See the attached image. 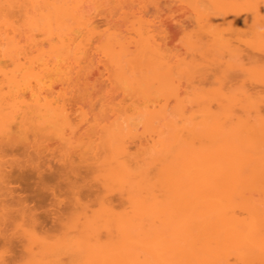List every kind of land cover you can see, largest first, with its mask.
Segmentation results:
<instances>
[{"label":"rangeland","instance_id":"374dc122","mask_svg":"<svg viewBox=\"0 0 264 264\" xmlns=\"http://www.w3.org/2000/svg\"><path fill=\"white\" fill-rule=\"evenodd\" d=\"M50 1L61 2L62 0H50ZM74 1L79 4L80 10L83 15L84 23L83 25H81V27L79 28L77 27V29L76 26L73 25V27L75 26L74 31H72L73 30L72 29L69 32V33L72 32L71 34L74 36L73 37L72 35H68L73 37L72 43L70 45L72 46L73 49L66 56L58 55L56 54V52L55 53L51 52L52 50L51 44H56V42H58L59 40L57 38L58 36L56 35V33L54 34L56 37L52 35L54 37L51 36L52 39L50 38L49 40V36L47 37L45 33H43L44 32L43 30L42 31H40V29L35 31L32 30L31 34H33L34 41H36V42L32 41V43H34L33 46L31 44H28V42L31 43L30 41H28V38L25 39L26 37L25 33L27 32L26 27L25 29H20L21 31L18 30L22 34L18 33L17 29L20 28V26L23 27L20 21L24 22L25 20H28L30 16L29 14L35 13V15L37 14L36 16L40 15L41 11H39L40 10L39 6L36 5L34 7V10H32L30 6H27V8H30L31 10H28L29 13H26L27 15H24L25 17L22 14V12L24 11L20 10V7L18 6L17 7L19 8V10L15 6L12 7L14 9H9L8 12L12 10L11 13L6 12L8 8L2 9L4 10V12L2 11L0 12V14L4 13V20L5 17L7 16L6 18L9 20V23H11V25L10 24L7 25L9 27L7 28L5 24L0 22L2 24L0 25V28L2 26L5 32L9 34L8 37L12 35L11 37L14 36L13 38H15V41L19 40L18 41L19 46H23L24 50L20 49V51H17L18 54H20L18 55V57H19V62L21 64L20 65L21 67H17L14 64V62L9 59L8 55L6 56L1 53L2 49L6 50L7 48L6 46L7 43L5 45V41H3L4 42L3 43L1 40L2 43L0 44V81H1L0 83H2V88L0 89V94L6 93L7 95H9V91H11V93H14L12 95L11 94L9 95L10 96L9 99L8 97H6L7 95L6 96L4 95L7 99V100L4 99L5 102L8 101L6 103H8L9 107L12 106V108H23L27 103H31L36 98L39 99L40 102L48 101L52 103L53 106L63 105L66 107V110L68 112L67 114L68 120L66 122L67 124L65 122L64 125H62V123H58V125L57 124L54 125V123H52L53 125L51 124L50 126L48 124L47 119L50 120L51 116H49V118L45 116V119L43 116L40 117L35 116L33 119L36 123L38 118L40 119L43 118V121H45L46 123L44 124L47 127L49 125V127L47 128L44 127V125L40 124L42 120H40V123H38L37 121V124L39 125L35 124V126L37 125L39 127L40 125H42L43 129L44 128L45 129L38 130L39 128H42V126L39 128L36 126L37 129L34 132L37 135V137L40 135L41 138H39L40 137L39 136L37 139L36 135L35 138H32L31 136L30 138H32L31 139L32 144L36 148L43 150L44 153L47 154V156H50V161L52 163H54L56 159H60V160L64 158L67 159L69 157L68 153L70 152L73 153V150L75 149L77 151H79L80 149L87 150L86 155L89 157L92 154H95L92 152L93 151L95 152V150L97 149L96 151L99 150L98 151L99 154L101 153L100 157L104 156L101 158L102 160L100 159L99 156H97L98 160H100L99 162L106 161L105 163L103 162L102 163L106 164L104 166L105 168L106 166L108 168V166L110 165L113 166L115 165V163L117 164L115 160H117L118 158L119 159L122 158L120 156L124 157V155H122L121 153L122 152L124 153L126 151L127 152L126 161L128 165L127 167L129 170L131 169L130 171L126 169L128 173L126 171H123L122 169L121 170L122 172L120 171L121 175L118 174L119 175L118 176L116 174L119 177L118 178L115 175L116 167L115 168L111 167L112 174L108 176V178L106 177V175L104 176L103 174V172H105L106 170L105 168H104L105 170L98 169V171L96 170V172H94V176H97L100 179L102 178L101 180L99 179L98 181L100 182V184H102V190L103 192H105L104 197L106 196V194H108L107 196L111 197V195H113L112 198H116L114 197V194L115 193L119 194V197H122L119 200V202L121 201L122 204L121 202L119 203L118 201H116L114 205V209L117 212L115 211L113 212V214L108 212L106 213L105 209H103L105 202L102 201V199L99 200V203H96V201L93 202L96 199L95 198L92 201L93 205L90 203V206L87 209V215H88L87 218H89L92 215L93 217L92 216L91 217L94 218L93 220L92 219L90 220L91 217L88 220L86 218L83 219V222L86 223L85 225V223L81 222L82 220H79L82 219L83 216L81 217L79 214L75 212L73 214L72 211L73 215L77 214V216L75 215L76 217L75 216L73 217L71 213L69 214L70 216H72L69 217L70 219L65 218L66 217L65 216L62 221H64L63 223L66 222V225L64 224V226L62 227L63 224H61L60 228H58L59 227L58 226L57 227L58 229L56 228V230L55 229L52 230V232L54 231L56 232L54 236H52L51 235L52 232H50L48 237L45 240L42 241L40 240V242L37 238L35 239L36 234L37 237H39L38 235L42 234L38 228L36 234L34 233L31 234L30 232H34V231H32V227H30L28 223L27 224L26 222L24 223L23 222L24 220L21 219L19 216H15V217L12 216L14 218H11V221L10 219L7 222L4 220L5 225H3L4 222L3 224L2 222L0 223L1 225L0 232H3L2 230H4L5 232L7 229L5 233L10 234L14 239V244H15L13 249L14 254L12 256V254L8 253L7 245L3 243V241H1L0 239V261H1L0 264H33V263L46 264L48 259L49 261L47 262V264H51L50 263L51 261H55V263H57L56 262L57 259L60 260V261L58 260L60 262L59 264H86L90 259L87 260L85 257L90 258L91 254L94 255L95 252L98 251L104 252L106 254L105 255L106 259L108 257L110 258V260H112V262H114L117 259L116 256L117 254L120 253L121 255L120 254L119 255L120 257L122 256V258L119 257L120 258V259L118 258L119 262H115L116 264L124 263V261L122 262V259L126 258L128 253H130L132 259H137V256L134 254V252L135 253L137 252V255H140L141 253L140 257L142 258L139 257L140 260L141 259L144 260L146 258L144 262L147 264H158L157 258L159 259L160 256H161L160 259L162 260L159 263L166 264L167 262L168 264V262L171 261L169 263L177 264L179 263V261L181 263V259H182L181 264H184L185 261L188 260L187 257L185 258L184 256L183 257L181 256L180 260H176L179 258V256L176 253L174 254V251H172L171 254H167L166 252L170 253L171 251L167 248H164L163 245L162 246L160 244L156 245L160 249L154 248L156 247L154 245L155 244L154 242H156V240L155 241L154 239L152 240L153 233L151 234L150 231L151 232H153L154 230H158V232L160 230L164 231L163 227L164 228L169 227V226L168 227L164 226L163 222H162L163 224H161V221L159 220L158 217L160 215V218L162 220L164 216H162L160 213L159 214H154L155 212L150 213L151 217L150 216L147 217L146 216L147 214L146 215L143 214L147 218L146 217L143 218L144 216H139V217L136 216L134 218V221H132V223L134 222L136 226L139 221L141 220L146 221V222L142 221V223L141 222L139 223H141V225H143L142 227H144L141 228L143 232L145 231L147 232V230L153 228V231L151 229L148 231L151 234V236L147 232L149 236L147 237V239L144 238L145 240L143 247H142L143 245L142 243L138 245V248L140 247L139 249H137L136 246H135L136 249L134 247L132 248L131 246L132 243L131 242L127 243V241H124L123 243L126 245V247L129 244L128 246H130L129 247L130 252H128L129 250H127L126 248L125 249L123 248V245L120 244V242L122 243L121 241L122 234L120 233L121 231H124V229L125 231L128 230L130 218L127 216V212L130 211L131 214L130 207L132 205L130 203L128 196L132 193L133 194L135 193L134 195L132 194V197L137 195V198H139L138 196H140V198L143 196L144 198V196L147 195L148 189H150L149 186L151 187V183L148 182L152 181L151 177L155 174V172L158 171L159 167L165 164L163 160L165 158L163 157L164 151L162 150V146L161 147H157V146H159V144L162 145L161 142L164 143L162 140L165 141L169 139L168 136H170L171 133L174 134L173 128H175V130L181 131V133L183 130L182 133L183 137H186V140L187 139L190 140L189 138L190 134H188L190 131L186 132V129L189 128L188 130H190L193 127V125H195L198 128L200 137L198 136V138H196L195 141L193 142L198 144L197 146H200L202 148L205 147L208 148L213 145L216 146L217 143L221 142L219 140H216L218 136L215 137V140L217 142L214 140V138H212V136L211 137L206 136L208 134V133L206 134V132L208 131L207 127L213 128V126L211 127L209 125L211 124V121L216 122V120L218 119V121L220 120L219 126L220 124L224 123L223 124L224 127L225 126L226 127L234 126L235 128L237 127L236 129H234V131H232L231 135L229 136L231 137L234 135L232 137L233 142H240L243 140L240 138L243 137L245 134L247 135L244 127L245 124L242 126H237L238 124H240L241 120H243L242 122L246 120L247 121L246 124H250V125H256L257 124L256 122L264 125V28H262L264 27V22L261 21L262 23L261 24L259 21L258 23L257 22L255 24L253 23V25L249 22H245L244 24L245 20L243 19L244 17H247L246 15L250 13L249 11V13L246 14L248 9L254 11L253 8L256 9V7L258 6L256 10L260 12L261 10L259 8L264 7V0H256V1L249 0L251 3L248 0H243V1L236 0V2L240 6L241 14L244 12L243 10L246 11L242 15H240L239 12L236 13L239 7L236 8L235 12L233 11V7H231V4H234L235 2L231 0L228 1H231L232 3L229 2L226 3L227 0L225 1L221 0V2L224 3L222 5L225 6H222L220 4L221 2H218L219 3L218 5L216 2L217 0H68V2H74ZM245 1L248 2L243 5H240V3H244ZM18 2L20 3L21 0ZM18 2L16 4H18ZM22 2L24 4H27L28 1L22 0ZM215 2L217 6L219 7L222 6V8L216 7ZM252 3H254L253 5L257 3V5L253 7ZM36 4H38V2ZM247 4L250 6V8L247 7L248 6ZM251 6L253 7L252 9ZM224 8H225V12H224ZM219 10H221V12ZM253 11H251V13H253ZM258 11H254V14L255 12L257 13ZM231 12L233 13V15H231L232 14ZM6 13H8V15H6ZM35 15L33 14L34 17ZM226 15L227 17H224ZM26 16H28L27 19H25ZM218 16L221 18H218ZM39 17L41 18V16ZM40 18L38 19L37 17L39 21L42 20ZM236 18L238 20H236ZM13 22L18 25L19 23L21 24L19 25V27L18 25H16L18 27L17 28L16 26H14ZM139 22L140 23L143 22L142 23L143 25L145 23L146 24L145 27L148 33H150V35H153V38L156 41V43L158 41L157 43L158 45L159 43L161 44L160 48L163 52V55L166 54L165 58L166 59L168 58L167 60L169 61L167 62V60H165V65L167 64L168 66L167 76L168 78L171 79L172 82L170 83V79L166 80L167 82L164 79V81H162V83L164 84L159 83L161 85V89H160V86L156 81L158 86L156 87L154 86V88H156L154 89L155 91L152 89V87H148L146 89L148 85L143 84L141 88L140 86L138 88L134 86L135 85L134 84L132 86L136 88L135 91L138 88V93L136 92L135 94L132 91L133 88H130L132 86L129 87V84L127 83L129 80H130L129 82H131L132 80L131 75L133 77L134 74L132 72H129L130 70L127 71L126 69L128 68L124 70V72L127 71L125 72L126 75L123 71H122L124 73L123 75L122 72L121 74H119L120 72L117 71L118 69V67H116L117 65L113 66L114 62H112L113 64L111 63L112 59L110 56H107L105 51L107 49L106 45L110 44L109 42L111 41V39L113 38L115 39L116 37L115 39L116 47H114L113 45L114 42L113 44L112 43L110 44L111 46L114 47V49L119 50L117 48H120L119 46L121 44L124 45V42L126 41L125 45L127 44L126 46L127 50L129 52H133L135 50L134 49L135 46L133 45L134 44L136 45V41L139 38L137 32V27L140 25ZM248 23L249 25H247ZM237 24H239L238 25L239 27H237ZM254 25H257V27ZM242 26L243 27L246 26V27L243 28ZM15 27L16 29H14ZM250 27L252 29H250ZM12 30H14L15 32ZM259 30L261 32H259ZM26 34H28V32ZM67 34L64 35L67 36ZM111 35H115V37H111ZM66 36H64L65 39H68V37ZM109 38L110 41L108 42ZM117 42L119 44L118 47H117ZM21 51H23L25 54L23 52L21 54L20 53ZM29 55L30 57H28ZM246 55L256 56V59L254 61L252 60L253 62H250L251 58L249 59ZM176 64L178 65V68H175ZM172 65H174V68ZM177 69L180 70L177 71ZM24 71L25 73L26 72L29 73L26 75ZM117 72H119L118 74L120 75L119 77L121 78V81L118 80L119 77ZM4 73L6 74V76H12V75L17 76L16 78L21 79L22 81L23 79H25L24 82L29 81L31 87H33L32 90L31 91L24 90V91H20V93L19 92L15 93L13 89L10 90L11 87L6 86L8 84L6 78H5L6 83H4ZM24 74L26 75L25 78H24ZM173 74L174 76H177L179 74L178 75L179 77L175 78L174 76H172ZM121 75L124 77H122ZM173 77L175 78V80H173L174 79ZM133 78L136 79L135 77ZM21 80L18 81L21 82ZM136 80H132V82ZM154 81L155 80H153V82ZM156 82L154 83L155 85ZM149 88L150 90L152 89L151 91H153L152 92L153 97H156V99L150 98V96L148 95L149 94L148 91H150L148 90ZM140 89L141 91H139ZM151 91H150V95H152ZM223 92L229 95L226 97L227 94L225 95ZM218 93L221 94V96H219ZM231 93L234 95H232ZM232 96L235 98L231 99ZM227 99L229 102H226ZM234 99L235 101H233ZM144 100H146L145 103H143ZM154 100H155V104H154ZM6 103H4L5 107L7 106ZM146 106L149 109H147ZM143 108H146L145 110H149V113H147L148 115L140 111V109H142L144 112L145 110ZM154 109L156 110L153 111ZM257 110H258V114L256 115L255 111L257 112ZM161 112L164 113L165 115L149 116V114L154 115ZM237 118H239V120ZM51 122L53 121L51 120ZM213 124L214 123H212V125ZM216 124L217 123H215L214 126H216ZM198 125L200 128L198 127ZM168 126L170 127V129ZM184 126L186 127V129L184 128ZM176 127H180V128L177 129ZM201 127L204 128L202 129L203 131L201 130ZM205 128L206 131L204 133ZM201 133L202 135L205 134V136L204 135L201 136ZM164 135L167 136V139L165 138L166 136ZM214 136L215 135H213V137ZM2 137L3 136L0 135V145H1L0 148L3 147L4 149V142L2 141L4 137L3 138ZM163 137L165 139H163ZM210 138H212L213 141L212 139L210 140ZM247 138L248 140H250L252 139V136L248 137L247 135ZM33 140L35 142H33ZM158 140H160L161 142H159L156 145L157 147L156 150L154 149L155 147L154 145L155 143L158 142ZM214 141L216 144H214ZM166 142L168 143V140ZM245 146H248L247 142L244 143L243 149L248 148ZM48 150H50L51 152ZM116 150H118L120 156ZM47 151L50 152V154ZM115 151L116 154L118 153L117 155H115ZM8 152H5V154ZM66 155L68 156L66 157ZM117 156L119 157L117 158ZM154 156L155 157L158 156L157 158H160L161 160L156 158L158 160L157 163V160L153 158ZM8 160H9L8 156L4 155V165H8L7 164ZM112 161H115V163H113ZM151 161L154 163V166L153 165L150 166V163L153 164ZM100 166L103 167L101 164ZM137 168H139L140 170H138ZM134 169L137 170V172H135ZM100 170H103V172ZM117 170L120 169L117 168ZM123 172L128 174V176H126L125 173L123 174ZM131 172L132 174L135 173L138 174L139 176H136L135 174L131 175ZM144 177L146 178V180L144 179ZM148 177L149 179L150 178L151 179L147 182ZM118 180H121V182H118ZM142 181H146V182H142ZM144 183H146V185ZM140 184H143V186H141ZM130 187L133 188V192L130 190ZM100 188L101 187H99V189ZM124 188L126 189V191L124 190ZM136 189L138 190V192ZM102 190L100 191L102 192ZM128 190H130L131 192ZM252 190L245 191V196L250 197V199H253L251 200L252 202H254V199L258 200V198L260 199V197L264 195L262 194V192L259 191L257 192L255 189ZM148 194L150 195V192ZM154 194L162 195V192L154 190ZM250 194L253 195V197ZM149 195H147L146 197L148 198ZM119 197H117V199ZM137 198L135 197L136 200ZM97 199H99V197ZM239 200L240 198L238 199V201ZM100 203H103V205H100ZM127 203H129V205ZM260 204L262 205L264 203L261 202ZM260 204H258L259 208L255 209L256 212L255 211L253 212L251 210H246L247 209L246 207V209H244L245 211H242L243 208L242 209L238 208L237 211L236 208V214L238 216L247 219L249 218V214L250 213L252 214V212L253 214L260 212L264 213V209H262L264 207H260ZM127 205L130 207H128ZM127 208H129V210ZM101 210H104L105 212L104 211L102 212ZM88 211L90 213H88ZM130 214L128 215L130 216ZM115 216H116V220L114 218ZM120 216H122L124 219L128 217V221L125 220L126 221L125 223L124 219ZM153 217L154 218L156 217L155 220H153ZM16 220L18 222L20 220H23L22 222L26 225L24 226V224L21 223L20 221L21 226L27 227L28 225V227L31 228V230L29 229L27 230L26 228L25 229L30 232H27L24 229V227L22 228L21 226H19V223L18 222L16 223ZM104 221L105 223H107L106 226H108L107 228H109L107 230H109L108 232L110 233V235H108L109 233L107 234V230H105L106 226L103 225ZM120 221L124 222L125 224L122 222L119 223ZM155 221L157 222L158 226H155L156 225ZM12 222L13 223L15 222V224L17 225L13 224ZM87 222H89L90 224L88 225ZM150 222H152L151 225H154V227L150 226ZM176 222L177 221H175V223ZM145 223H147V225ZM121 224L124 225L121 226ZM46 225L47 226L51 225V219H48ZM159 225L163 227H160ZM173 225L177 226L176 224ZM6 226L7 228L5 229ZM96 228H99V230H96V233H94ZM169 229L172 230L173 228L171 227ZM169 229L166 230L168 231ZM116 230H117V234H116ZM168 232L170 233L171 231L169 230ZM163 235L165 236L169 234L168 233L165 234L164 232ZM93 236L97 241V242L95 241L96 242L95 245H94ZM47 239L48 241H50L51 244L48 243V245H46L45 241H47ZM105 240H107V244ZM150 240L152 241L150 242ZM38 242L40 244H37ZM88 242L90 244H88ZM182 242H183L182 244H184L185 241ZM52 244H54L53 248H52L53 246ZM87 244L90 245L91 247H89ZM113 244L115 246V249L119 248V246L121 245L122 247H120V249L122 251L118 250L117 252L115 251V249L113 250L114 247L112 246ZM179 244L182 245L181 242H179ZM39 245H43V246L41 247ZM116 245L118 246L116 247ZM148 245H150L151 247H149ZM29 246L31 250L28 252V250L30 249ZM49 246L51 248H49ZM92 246H94L95 248H93ZM147 246L149 250H151L150 253L148 252V248H146ZM111 247L112 249H110ZM162 247L165 250H161L163 249ZM96 248L98 249V251L97 250L95 251ZM143 248L144 250L147 249L144 251L145 254L143 252ZM44 249H46V251ZM132 249H135V251L133 252ZM140 249L141 251H138ZM40 250L44 251V253L41 252ZM49 251H51L52 254H49ZM120 251L121 252L124 251V252L121 253ZM146 251L149 254H147ZM47 252L49 255H51V257L48 255V257L46 256L48 259L45 260V255H47ZM112 252H116L117 254ZM97 254L99 253H96L95 255ZM114 254L116 256H114ZM150 254L151 256L153 255L152 256L153 258L150 256ZM163 254L165 257H167V260L163 256ZM232 254L231 256H229L228 259L230 264H236L237 262H238L237 264H240V262L235 257V255L233 254L234 256H232ZM30 255L31 256L33 255L32 258ZM147 255L150 262L149 260H147ZM170 256L174 258L168 260L170 259L169 258ZM49 257L52 259L50 260ZM115 257L116 259L114 260ZM129 257L127 258L129 259ZM150 257L153 259L152 262H151L152 259ZM163 257L165 258V260L163 259ZM53 258H55L56 260H54ZM96 259L95 257L93 258L94 264H97L98 260ZM30 261L33 263H30Z\"/></svg>","mask_w":264,"mask_h":264},{"label":"bare ground","instance_id":"6f19581e","mask_svg":"<svg viewBox=\"0 0 264 264\" xmlns=\"http://www.w3.org/2000/svg\"><path fill=\"white\" fill-rule=\"evenodd\" d=\"M18 1H20V0H0V10H1L0 12H2V11L4 12V10H2L4 8H8L6 10V12H8L9 9H14V8H12L13 6H15V7L18 6V7H20V10L24 11V12H22V14L24 16V15H27L26 13H29L28 10H31V9L34 10V7L36 5L39 6V8H40L39 11H41L40 15H39V16H41V18L39 16H36L37 14L35 15V13H33L36 18L33 16V14H29L30 15V16L28 15L29 18H28V16H26V18H25V19L28 18V20H25L26 22L20 21L22 24L19 23V25L20 24L23 25L24 28L21 26H20V28H18L19 25L15 24L13 22L14 26L18 25V27L16 26L18 28L17 31L18 30L21 31L20 29H25V27H26L28 34L30 33L28 35V34H26L27 32L25 31L26 32L25 33V35H26L25 39L28 38V41L31 42V43H29L27 41L28 44H31L33 46L34 43H32V41L36 42V41H34L33 34H31L32 30H34V31L39 30V29H40V31L43 30L44 31L43 33H45V35L47 37L49 36V40H50V38L52 39V37H54L55 36L54 34L56 33V35L58 36L57 38L59 39V40L57 39L59 43L58 42H56V44L50 43L51 47H52V50L50 49L51 52H54V53L56 52V54H58V55H65V56L68 55L70 53V51H72V49H73L72 46H70V45H71L73 37H74L71 34L72 32L71 33H69V32L72 29H73L72 31H74L75 26L77 29V27L78 28L81 27V25H83V23H84L83 15H82V12L80 10L79 4L75 1L74 2H68V0H64V1L62 0L61 2H59V1L55 2V1H50V0H41V1L40 0H27L28 1L27 4H24L22 2V0L20 3ZM223 1H225V0H223ZM231 1H233L237 4V7H236L235 3H234L235 5L231 4V7H233L234 12H235L236 8H238V7L239 8L237 9L238 11L236 13L239 12L240 15H242L244 12H246L245 10H243L244 12L241 14L240 6L236 2V0H231ZM231 1L227 0L226 3H228V2L232 3ZM250 1H252V0H250ZM254 1H256V0H254ZM17 2H18V4H16ZM37 2H38V4H36ZM216 2L219 5L218 2H221V0H219V1L217 0ZM216 2H215V5L218 8H220V7L222 8V6H225V5H222L224 3L221 2L220 4L222 6L219 7V6H217ZM247 2L245 1L244 3H240V5H243ZM254 3H252V5ZM255 5H257V3ZM255 5H253V7H255ZM258 5H259V3H258ZM27 6H30L31 9L27 8ZM18 7H17V9L19 10ZM247 7L250 8L249 5ZM253 7L251 6V9ZM257 8H258V6L256 7V9ZM253 9H254V11H258L255 8H253ZM259 9L261 11L260 12L258 11L257 13L255 12V14H254L253 10L248 9L246 14L249 13V11H250V13H251V11H253V13H251V14L249 13L248 15H246L247 17L243 18L245 20L244 24H245V22H249L252 25H253V23L254 24L256 22L258 23L259 21H260V23H261V21L264 22V11H262V10H264V7H261ZM219 11L221 12V10H219ZM11 12H12V10L9 11L8 13H11ZM35 12H36V10H35ZM224 12H225V8H224ZM8 13H6V15H8ZM231 15H233V13ZM0 16H1V19H0L1 23L5 24V26H7L9 24L11 25V23H9V20L6 18L7 16L5 17V20H4V13H1ZM221 16H222V14H221ZM230 16H228V17H230ZM37 17H38V19L39 18L42 19V20H40L41 22L37 19ZM224 17H227V15ZM218 18H221V17L218 16ZM236 20H238V19L236 18ZM1 23H0V25H2ZM13 23H12V25H13ZM142 23L139 22L140 25L137 27V32H138L139 38L136 41V45L135 44L133 45V46H135V48H134L135 50L134 51L132 50L133 52H129L127 50V47H126L127 44L125 45L126 41L124 42V45L121 44L119 46L120 48H117L119 50L114 49V47H116V44H115L116 37H115V35H111V37H115V39L113 38L110 41V38H109L108 42L110 41L109 42L110 44L111 43L113 44V42H114V44H113L114 47L111 46L110 44L106 45L107 49L105 48L106 49L105 53L107 54V56L111 57V59H112L111 63L114 62V64L112 63L113 66L117 65L116 67H118V69H119V70L117 69V71L120 72V73L117 72V74L118 73L121 74V72L122 71L124 72V70L126 68H128V69H126L127 71L130 70L129 72H132L134 74L133 77H135L137 80L134 79L131 75L132 80H136V81L132 82V80H131V82H132L131 83V82H129L130 81L129 80L127 82L129 84V87L135 84L134 86H136L138 88L140 86V88H141V86L143 84H145V85H148L146 87V89L148 87H152V89L154 90V89H156V88H154V86L155 87L158 86V84L162 83V81H164V79H165V81L170 79L167 76L168 66H167V64L165 65V60H167L168 58L167 59L165 58L166 54L163 55V52L160 48L161 44L159 43V45H158L157 44L158 41L156 43V41L153 38V35H150V33H148V31L145 27L146 24L144 23V25H143ZM249 23L247 25H249ZM261 24H260V27H261ZM73 25H75V26L73 27ZM238 25L239 24H237V27H239ZM254 26L257 27V25H254ZM254 26H253V28H254ZM16 27L14 29H16ZM244 27H246V26H244ZM7 28H9V27L7 26ZM262 28H264V27H262ZM250 29H252V28L250 27ZM241 30H242V28H241ZM260 30H259V32H261ZM12 31H14V30H12ZM19 31H18V33H21ZM29 31H31V32H29ZM64 34H67V36ZM8 35L9 34L7 32H5V30L1 26V28H0V44L3 41H5V45L7 43V45H6L7 48L5 47L6 50L2 49L1 53L3 55H6V56L8 55L9 59L12 60L17 67H21L20 66L21 64L19 62V57H18V55H20V54H18L17 51H20V49H23V46H19V43H18L19 40L15 41V38H13L14 36L11 37L12 36L11 35L8 37ZM52 35H54V36H52ZM63 35L68 37V39H65V37ZM68 35H72L73 37L68 36ZM62 37H64V38H62ZM70 38H72V39H70ZM1 40H2V42H1ZM65 40H67V41H65ZM68 40H71V41H68ZM117 40H118V38H117ZM118 45L119 44L117 42V47H118ZM22 52L23 51H21L20 53L22 54ZM15 53H16V55H15ZM246 56L249 59L251 58L250 62H253L256 59V56H252V55H246ZM28 57H30V55ZM167 62H169V61L167 60ZM172 66L174 68V65H172ZM175 68H178L177 64H176ZM178 70H180V69H177V71ZM245 70H248V69H245ZM127 71H125V72H127ZM177 71H176V73H177ZM123 72H122V75L125 73V72L124 73ZM24 73H25V71H24ZM28 73L29 72H26L25 74L27 75ZM25 74H24V78L26 76ZM119 74H118V77L120 76ZM125 75H126V73H125ZM178 75L174 76V74H173L172 76L177 78V77H179ZM16 77L17 76H14V75L6 76V74L4 73V83H6L5 78L7 79V83H8L7 85L6 84H4V85L11 87L10 90L13 89L15 91V93H17V92L20 93V91H24V90H29V91L32 90L33 87H31L29 81L24 82L25 79H23V81H22L21 79H18ZM122 77H124V76H122ZM175 78L173 80H175ZM18 80L19 81L21 80L22 83L19 82ZM118 80L121 81V78L119 77ZM124 80H125V78H124ZM153 80H155V81L153 82ZM122 81H123V78H122ZM156 81L158 82V84ZM155 82H156V85L154 84ZM171 82L172 81L170 79V83ZM0 84H1L0 85V89H1L2 83H0ZM150 84H151V86H150ZM162 84H164V83H162ZM159 86L161 89L160 84H159ZM130 88H133V90H132L133 93H135V94H136V92L138 93V88L136 91H135V89H136L135 87L132 86ZM148 90H150V88ZM139 91H141V89ZM150 91H148V93H149L148 95L150 96V98L156 99V97H153V94H152L153 91H151L152 95H150ZM219 93H221V92H219ZM223 93L225 95L227 94L225 92H223ZM10 94L12 95L14 93H11V91H9V95ZM4 95L6 96L7 94L6 93L0 94V135H2L4 137V139H2V141L4 142V149H3V147L0 148V223L2 222V224H3V222H4L3 225H5V221L7 222L9 219L11 221V218H14L15 216H19L21 219L24 220V221L20 220L21 223H23V222L24 223L26 222V224L28 223L29 226L32 227V231H34V232L27 231L28 229L31 230V228H29L28 225H27V227H24L26 224L23 223L24 224L23 227H24V229L25 228L27 229V230L25 229L27 232H30L31 234L32 233L36 234L37 228L39 229V231L43 235L41 233H39L41 235H38L39 237H37V234H36L35 239L37 238L40 242V240L41 241L45 240L48 237L49 233L52 232V230H54V229L56 230V228L58 226H59L58 228H60L61 224H63L62 227L64 226V224L66 225V222L63 223L64 221H62V220L64 219L65 216H66L65 218L72 217L69 215L70 213H71V215H73L75 212V213L79 214L81 217L83 216L82 219H79V220H82L81 222H83V219H85V218L88 220L92 215L89 218H87L88 217L87 209L89 208L90 203L92 204V201L95 198L96 199L93 202L96 201V203H99V200L102 199V201L105 202L103 209H105L106 213L108 212V213L113 214V212L116 211L114 209V205H115L116 201L119 202V200L122 197H119V194H116V193H115L116 195L114 194V197H116V198H112L113 195H111V197L107 196L108 194H106L107 198H106V196L104 197L105 192H103V190H102V184H100V182L98 181L100 178H98L97 176H94V172H96V170L98 171V169H104L105 168L104 166L106 165V164H103L106 162L105 160H104L105 162L102 161L103 163L99 162L100 160H98L97 156L100 157V154H101V153L99 154V152H98L99 150L96 151L97 149L96 150L93 149V150H95V152L93 151L92 153H95V154L90 153L92 155L89 157L86 155L87 150H81L80 149L79 151H77L75 149V150H73V153H71L69 151L70 153H68L69 157L67 159L66 158L61 159V160L56 159L55 162L52 163L50 161V156H47V154H45L43 150L36 148L32 144L31 139L35 138L36 134L34 131L37 129V127H38L37 125H39V124H37V121H38V123H40V120H42L40 124L44 125V127H47L45 125L46 124L45 121H43V118L42 119L38 118V120L36 119L37 121L35 123V121L33 120L34 117L35 116L36 117L43 116L45 119V116H47V118H49V116H51L50 120L47 119L48 124L50 126L52 123H54V125H56V124L58 125V123H62V125H64L68 120V118H67L68 112L66 110V107L63 105H61V106L54 105L53 106L52 103H50L48 101L47 102L46 101L40 102L39 99L36 98L31 103H27L25 105V107H23V108H12V106L9 107L8 103H6L8 101L5 102V100H7L6 97H8V99H9L10 96L7 95L5 97ZM228 95L229 94H227L226 97ZM232 95H234V94H232ZM219 96H221V94H219ZM233 98H235V97L232 96L231 99H233ZM145 101L146 100H144L143 103H145ZM233 101H235V99ZM226 102H229L228 99ZM4 103H6L8 108H7V106L5 107ZM147 103H150V102H147ZM151 104H152V102H151ZM154 104H155V100H154ZM146 108L149 109L147 106H146ZM146 108H143V109L145 110ZM164 109H166V108H164ZM155 110L156 109H154L153 111H155ZM140 111H142V113H145V114L149 113V110H145L147 112H145V111L143 112V110L140 109ZM255 113L257 115L258 110H257V112L255 111ZM164 115L165 114L162 112L158 113V114H154V115L149 114V116H164ZM237 119L239 120V118H237ZM51 120L53 122H51ZM214 120H215V118H214ZM217 121H218V119L216 120V122L211 121V124H209V125L211 127L213 126V128L207 127L208 131L206 132V134L208 133L206 136H210V137L212 136V138H214V140H215V137L218 136V138L216 140L221 141V142L218 141L219 143L216 144L215 143L216 140H215L214 144H216V146L213 145L214 147L211 146L208 148H206V147L202 148L200 146H197L198 144L193 142V141H195L196 138H198V136L200 137L199 132H198V128L195 125H193V127L190 130H188L189 128L186 129V127L184 126V128L186 129V132L190 131L188 133V134H190L189 135L190 140H188V139L186 140V137H183V134H182L183 130L181 133V131L175 130V128H173L174 134L169 133L170 134V136H168L169 139H167V136L164 135V136H166L165 138L168 140V143L166 142L167 140H165V141L162 140L164 142V143H162L160 141L161 139L158 140L157 143H155L154 149L162 146V150L164 151L163 157L165 158L163 160H164L165 164L162 165L160 163L162 166L159 167L158 171L155 172L154 175L152 173V175H153L151 177L152 181L148 182L151 179V178L149 179V177H148L147 182L151 183V187L149 186L150 189H148V192H147V195H149L148 193L150 192V195L148 196V198L146 197L147 195H145L144 198H143V196L141 198H140V196H138L139 198H137V195L132 197L133 193L128 196L130 203L132 204L130 207V206H128L129 203H127L128 204L127 206L131 208V214H130V211L127 212V216L130 218L129 227H128V230H126V231H125V229H124V231H121L119 229L121 231L120 234H122L121 235L122 243L120 242V244L123 245L124 249L126 248L127 250H129L128 252H130V248H129L130 246H128L129 245L128 244L126 247V245L123 243L124 241H127V243L131 242L132 248L133 247L135 248V246H136V248L139 249L140 247L138 248V245L140 243L143 244L142 247L144 246V240L147 239V237L149 236L148 231L150 229L153 231V228H150L149 230L146 229L148 233L146 231L143 232L141 228H144V227H142L143 225H141V223L144 220L139 221L141 223L138 222V224L136 223L137 225L135 226V223L134 222L132 223V221H134V218L136 216L139 217V216H144L146 214H147L146 215L147 217L148 216L151 217L150 213L155 212L154 214L160 213L162 216H164V218H162V220L160 218V215L158 218L161 221V224L164 223L163 224L164 226H167V227L169 226V227L164 228L163 226L159 225L160 227H163L164 231L163 230H160L162 232H160V231L158 232V230H154L153 232L150 231L151 234L153 233L152 240L153 239H154V241L156 240V242H154L155 243L154 245L156 246V245L160 244L161 246L163 245L164 248L169 249L171 252L170 253L166 252L167 254H171L172 251H174V254L176 253L179 256V258L176 260H180L181 256L182 257L184 256L185 258L187 257L188 260L186 259L187 261H185L184 264H230L228 259L232 253L238 259L240 264H264V213L260 212V213L253 214L255 209L259 208L258 204H260L261 202L264 203V201H262V200H264V197H262L264 195L261 196L262 198L261 197H260V199L258 198V200L254 199V202L251 201L253 199H250V197L245 196V191L252 190V189H255L257 192L259 191V192H262V194H264V125H262L261 123H258V122H256L257 124L253 123L256 125H250V124H246V122H247L246 120H244V122H242L243 120H241L240 124H238L237 126H242L245 124L244 127L246 130V133H247L248 137L252 136V139L249 138L250 140H248L247 135L243 134L244 136L240 138V139H243L242 141L233 142L232 137L234 135L231 137H229V136L231 135L232 131H234V129H236L237 127L236 128L234 126H231V127L225 126L224 127L223 126L224 123L222 121L221 122L223 124H220V126H219L220 120L218 122ZM212 123H214V124L217 123V124H216V126H214V124L212 125ZM35 124H37L36 125L37 127L35 126ZM197 124H199V123H197ZM42 125H40L39 127H41ZM49 125H48V127H49ZM59 125H61V124H59ZM225 125H226V123H225ZM32 126H35V127H32ZM171 127H173V126H171ZM198 127H199V125H198ZM176 128L179 129L180 127H176ZM40 129L44 130L45 128L43 129V126H42V128H39L38 130H40ZM169 129H170V127H169ZM202 129H204V128L201 127V130ZM167 131H166V133H167ZM202 131H200V132H202ZM205 131H206V128L204 130V133H205ZM209 131H210L211 135H210ZM43 132H45V131H43ZM212 134L215 136L213 137ZM249 134H250V136H249ZM203 135L205 136V134H203ZM203 135L201 133V136H203ZM30 136L32 138H30ZM237 136H238V134H237ZM245 136H246V138H245ZM36 137H37V135H36ZM38 137H37V139H38ZM39 138H41V136ZM165 138L163 137V139H165ZM212 138H210V140ZM237 139H238V137H237ZM34 140H36V139H34ZM34 140H33V142H35ZM212 141H213V139H212ZM159 142H161L162 145L159 144V146L156 147V145ZM246 142H247L248 146H245V147H248V148L243 149V145ZM0 147H1V145H0ZM122 149H121V151H122ZM250 149L252 152L250 151ZM48 151H50V150H48ZM116 151L118 152V150H116ZM116 151H115V155H117L119 153L118 152L116 154ZM119 151H120V148H119ZM124 151H125V149H124ZM5 152H8V153L5 154ZM50 152H48V153L50 154ZM121 154L124 155V157L120 156V153H119V156L122 157L123 159L122 158L119 159L118 158L119 156H117L118 159L115 160L117 162V164L115 163V161H112L113 163H115V165L111 166L109 164L110 166H108V168L106 166V168H105L106 170L104 169L105 172H103V170H100L103 172L104 176L106 175V177L108 178V176H110L112 174L111 167H114V168L116 167L117 173L115 172V175L116 174L121 175L120 173L122 172L121 171L122 169H123V171H126V169H128V167H127L128 165H127V161H126L127 152L125 151L124 153L122 152ZM4 155L8 156V159H9L7 161L8 165H4ZM68 155H66V157ZM103 155H104V153H103ZM102 157H104V156H101L100 159ZM157 157L154 156L153 158L156 159ZM157 159H160V158H157ZM157 163H158V160H157ZM100 164L103 167H101ZM128 164H130V163H128ZM151 165L154 166V163L153 164L150 163V166ZM117 168L120 170H117ZM137 169L140 170L139 168H137ZM151 169H152V167H151ZM114 171H115V169H114ZM135 172H137V170H135ZM124 173L125 172H123V174ZM139 173H140V171H139ZM149 173H151V172H149ZM134 174H132V172H131V175H134ZM117 175H116V177L119 176V175L118 176ZM125 175L128 176V174H126V173H125ZM135 175L139 176L138 174H135ZM144 179L146 180L145 177H144ZM121 180H118V182H121ZM142 182H146V181H142ZM133 184H132V186H133ZM144 184L146 185V183H144ZM140 185L143 186V184H140ZM99 187H101V188L99 189ZM100 190H102L103 193ZM124 190L126 191L125 188H124ZM130 190L133 192V188L130 187ZM130 190H128V191H130ZM154 190L162 192V195L154 194ZM137 192H138V190H137ZM125 194H128V193H125ZM141 194H142V192H141ZM120 195H121V193H120ZM251 196L253 197V195H251ZM98 197H99V199H97ZM117 197H119V198L117 199ZM135 197L137 198V200L135 199ZM237 198L238 199L240 198V200L238 201ZM46 203H48V204H46ZM103 203H100V205H103ZM253 203H255V204H253ZM256 203H257V206H256ZM121 204H122V202H121ZM124 204H125V201H124ZM262 205H264V204H262ZM262 205L260 204V207H264ZM246 207H247V209H246ZM236 208H237V211H238V208L239 209L243 208L242 211H245L244 209H246V210H251L253 212H252V214L247 213V214H249V218L246 219V218L238 216L236 214ZM124 209H126V208H124ZM127 209L129 210V208H127ZM262 209H264V208H262ZM72 211H73V214H72ZM101 211L103 212L104 210H101ZM259 211H260V209H259ZM88 213H90V212L88 211ZM94 213H96V212H94ZM94 213H91V214H94ZM77 214H75V215L77 216ZM122 214H124V213H122ZM128 214H130V216ZM148 214H150V215H148ZM75 215H73V217ZM12 216H14V217H12ZM146 216H144L143 218H145ZM4 217H5V219H4ZM7 217H9V218H7ZM92 217L90 218V220L94 219ZM120 217H122V216H120ZM128 217L125 219L122 217L124 219L125 223H126V221H128ZM6 218H7V220H6ZM114 218L116 220V216ZM155 218L153 217V220H155ZM48 219H51V225L50 226L46 225ZM77 219H78V217H77ZM20 221L18 222L16 220V223L18 222L19 226H21ZM175 221H177V222L175 223ZM121 222L122 221H120L119 223H121ZM124 222H122V223H124ZM144 222H146V221H144ZM83 223H85V222H83ZM87 223H88V225L90 224L89 222H87ZM151 223L152 222H150V226L154 227V225H151ZM13 224H15V222ZM91 224H93V223H91ZM124 224H121V226H123ZM145 224L147 225V223H145ZM155 224H156L155 226H158L157 222ZM173 224H176L177 226H175ZM15 225H17V224H15ZM85 225H86V223H85ZM103 225L106 226L107 223H105V221H104ZM126 226H128V225H126ZM126 226H125V228H126ZM107 227L108 226L105 227L106 228L105 230L109 229ZM171 227L173 228L172 230L169 229ZM6 228H7V226L5 227V229ZM166 229H169L172 233L171 232L169 233L168 232L169 230L167 231ZM93 230H92V233H93ZM96 230H99V228H96L94 233H96ZM2 231L3 232H0V239H1V241H3V243H5L7 245L8 253L12 254V256H13V254H14L13 249H14V245H15L14 239L12 238V236L10 234L5 233L7 231V229L5 232H4V230H2ZM108 231L109 230H107V234L109 233ZM156 231H157V233H156ZM54 232H52V234H51L52 236H54V234H56V232L55 233ZM164 232H165V234L168 233L169 235L164 236L163 235ZM116 234H117V230H116ZM151 234H150V236H151ZM93 235H95V234H93ZM108 235H110V233ZM154 236H155V238H154ZM93 239H94V245H95V243L97 241L95 240L94 236H93ZM152 240H150V242ZM90 241H93V240H90ZM105 241L107 244V240H105ZM182 241H185L184 244H182L183 243ZM35 242H37V241H35ZM39 242L37 244H40ZM109 242H111V241H109ZM179 242H181L182 245H180ZM45 243H46V245H48V243H50V241H48V239H47V241H45ZM88 244H90V243L88 242ZM114 244L112 246H114ZM52 245H53L52 246V248H53L54 244H52ZM121 245L119 246V248H116V249L114 246L113 250L115 249V251L118 252V250H121L120 249V247H122ZM39 246L42 247L43 245H39ZM88 246L91 247L90 245H88ZM117 246L118 245H116V247ZM148 246L151 247L150 245H148ZM148 246L146 248H148ZM92 247L95 248L94 246H92ZM26 248H28V247H26ZM29 248H30V246H29ZM45 248H46V246H45ZM49 248H51V247L49 246ZM154 248L160 249L157 246ZM164 248L161 250H165ZM110 249H112V247ZM135 249H132L133 252L135 251ZM186 249L188 250V252ZM30 250H31V248L28 250V252ZM44 250L46 251V249H44ZM96 250L98 251L97 248L95 249V251ZM145 250H147V249H145ZM145 250L143 248V252ZM36 251H38V250H36ZM138 251H141V249ZM41 252L44 253V251H41ZM41 252H38V253H41ZM101 252H99V251L95 252V254L99 253L97 255L94 254L95 256L93 254H91L90 258L84 256L87 260L90 259V260H88V262L86 261L87 262L86 264H90V263L94 264L93 263L94 257H95V259L97 258L96 260H98L97 264H99V263L108 264L110 261L112 262V260H110V258L107 257V259H106V256H105L106 254L104 252H102L104 254H102ZM123 252H121V253H123ZM148 252L149 253L151 252V250H149V248H148ZM148 252H147V254H149ZM112 253H116V252H112ZM49 254H52L51 251H49ZM49 254L47 252V255H45V260L48 259L47 257ZM119 254H117V256L114 254V256L117 257V259L115 257L114 260L116 259L117 261L115 260L114 262H112V264H114L115 262H119L118 258L121 255V254L120 255ZM134 254L137 256V259H132L130 253H128L126 258L130 256L129 257L130 260L128 258L127 259L123 258L122 262L124 261V263H122V264H147L144 262V260H146V258L144 260H142V259L140 260V258H142V257H140L141 253H140V255H137V252L136 253L134 252ZM144 254H145V252H144ZM233 254H232V256H234ZM89 255H90V253H89ZM32 256H31V258H32ZM49 256L51 257V255H49ZM53 256H55V255H53ZM150 256H151V254H150ZM163 256H164V254H163ZM164 257H163V259L165 260V258H166V260H167V257H165V258ZM120 258H122V256ZM160 258H161V256H160ZM160 258L159 259L157 258V262H158V264H163V263H159L162 260ZM169 258L170 259H168V260H171V258L173 259L174 257L170 256ZM175 258H176V256H175ZM51 259L52 258H50V260ZM53 259L56 260L55 258H53ZM58 260L59 259H57L56 262L59 264L60 260L59 261ZM85 260H84V263H85ZM147 260H149L148 255H147ZM158 260H160V261H158ZM48 261H49V259H48ZM152 261H153V259L151 260V262ZM47 262H46V264H47ZM111 262L109 264H111ZM149 262H150V260H149ZM169 262H171V261H169ZM169 262H168V264H171ZM176 262H178V261H176ZM30 263H33V262L30 261ZM50 263L51 264L52 263L57 264V263H55V261H51ZM179 263H180V261H179ZM179 263H177V264H179ZM181 263H182V259H181ZM166 264H167V262H166Z\"/></svg>","mask_w":264,"mask_h":264}]
</instances>
